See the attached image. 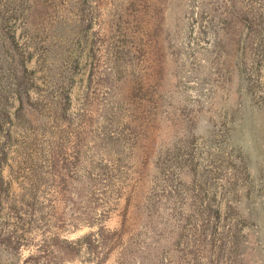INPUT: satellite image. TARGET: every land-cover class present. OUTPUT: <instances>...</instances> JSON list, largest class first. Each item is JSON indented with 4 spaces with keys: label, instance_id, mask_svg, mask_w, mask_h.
<instances>
[{
    "label": "rangeland",
    "instance_id": "rangeland-1",
    "mask_svg": "<svg viewBox=\"0 0 264 264\" xmlns=\"http://www.w3.org/2000/svg\"><path fill=\"white\" fill-rule=\"evenodd\" d=\"M0 264H264V0H0Z\"/></svg>",
    "mask_w": 264,
    "mask_h": 264
}]
</instances>
